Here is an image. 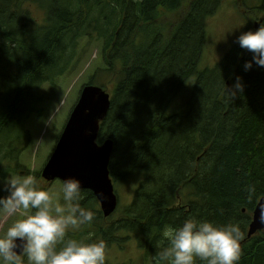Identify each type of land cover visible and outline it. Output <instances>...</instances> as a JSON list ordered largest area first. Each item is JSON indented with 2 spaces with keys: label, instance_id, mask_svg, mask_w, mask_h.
Wrapping results in <instances>:
<instances>
[{
  "label": "trees",
  "instance_id": "obj_1",
  "mask_svg": "<svg viewBox=\"0 0 264 264\" xmlns=\"http://www.w3.org/2000/svg\"><path fill=\"white\" fill-rule=\"evenodd\" d=\"M33 7L44 11V24L32 23ZM222 8L243 19L238 30L235 23L236 37L264 23V0H0V177L1 162L17 161L28 140L26 121L41 112L40 88L73 74L97 42L101 65L86 85L105 89L106 78L113 84L97 144L113 142L114 191L122 181L138 185L115 220L105 219L85 190L81 203L96 217L82 225L79 239L92 234L88 241L109 246L122 239L119 233L136 234L144 255L153 256L168 228L195 216L238 222L244 234L238 264H264V231L246 239L264 198V68L244 71L251 53L235 42L205 67L207 26ZM237 75L244 89L230 99L224 83L230 87Z\"/></svg>",
  "mask_w": 264,
  "mask_h": 264
},
{
  "label": "clouds",
  "instance_id": "obj_2",
  "mask_svg": "<svg viewBox=\"0 0 264 264\" xmlns=\"http://www.w3.org/2000/svg\"><path fill=\"white\" fill-rule=\"evenodd\" d=\"M234 42L251 53V59L243 64L244 71L253 64L264 68V23L254 31L240 32ZM243 89L239 75L230 87L224 83L230 99L242 94ZM0 192L4 193L0 195V212L6 217L19 213V218L0 233V264H106L103 239L86 242L67 238L69 229L78 230L96 217L92 208L81 203L85 190L79 179L69 176L61 181L59 193L64 203L54 208L50 193L31 174L0 179ZM248 192L255 197V186L249 185ZM260 205H264V199ZM258 208L264 213V208ZM259 218L264 223V214ZM243 238L238 222L217 224L189 216L163 233L152 264H238Z\"/></svg>",
  "mask_w": 264,
  "mask_h": 264
},
{
  "label": "rangeland",
  "instance_id": "obj_3",
  "mask_svg": "<svg viewBox=\"0 0 264 264\" xmlns=\"http://www.w3.org/2000/svg\"><path fill=\"white\" fill-rule=\"evenodd\" d=\"M179 15L180 12L168 15L165 19L161 20L163 26L170 25ZM32 23H35L37 26L44 24V11L40 7L32 8ZM235 23H237L236 30H238L240 29V25L243 24V19L239 18L230 8H222L217 17L210 20L207 26L209 40L206 46L205 67L211 68L217 64L219 53L226 51L234 43L236 38ZM233 28L234 31H232ZM100 58L101 45H98L97 42H92L83 53L80 64L73 74L68 75V71H65L61 77L55 80V86L52 87L48 83H45L40 88L39 95L43 98V101L40 105L37 104L36 109L41 108V112L39 114L33 113L26 121L25 125L26 130L29 131V136L20 152L18 160L15 162H1V170L5 173L3 178L16 174L34 175L40 187L50 193L53 208L57 203L61 205L64 203L62 193H59L61 182L58 180L46 181L41 176L42 170L54 150L71 110L77 102L81 88L87 84L88 77L92 75L93 70L101 65ZM202 65L203 61L201 60L200 67ZM103 80L101 79L97 82L101 84ZM105 85V90L111 93L113 84L107 78ZM185 95L186 91L177 97L176 101H174V107H178L182 103ZM0 179L2 178L0 177ZM137 185L138 182L135 179L122 181L115 185L118 211L110 216L112 220H115L119 216V211L131 203ZM96 208L100 211L98 202ZM17 218H19V213L12 217H6L0 212V233L6 230ZM99 224L101 225L100 220ZM83 228L84 226H81L78 230L69 229L67 238L70 236L72 239L85 240L87 242L93 235H84V238L79 239L80 233H83ZM117 237L122 238L118 242L120 246H117L118 243L107 246L106 264H152V256H145L138 246L136 234L122 232L117 234ZM25 264H27V261H25ZM168 264L170 263L168 262Z\"/></svg>",
  "mask_w": 264,
  "mask_h": 264
},
{
  "label": "water",
  "instance_id": "obj_4",
  "mask_svg": "<svg viewBox=\"0 0 264 264\" xmlns=\"http://www.w3.org/2000/svg\"><path fill=\"white\" fill-rule=\"evenodd\" d=\"M109 107L110 94L105 89L94 85L81 88L77 102L41 174L46 181L61 182L69 176L79 179L82 189L93 193L105 218L110 217L118 206L108 170L113 142L105 140L97 144L100 123L106 117ZM261 199L253 210L247 240L264 231V223L259 218L264 213L258 208V205L264 208V205H260Z\"/></svg>",
  "mask_w": 264,
  "mask_h": 264
}]
</instances>
